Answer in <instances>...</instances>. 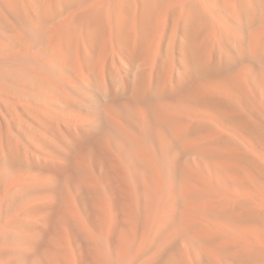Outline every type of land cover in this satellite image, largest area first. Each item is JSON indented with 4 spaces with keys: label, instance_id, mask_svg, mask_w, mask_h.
<instances>
[{
    "label": "bare ground",
    "instance_id": "obj_1",
    "mask_svg": "<svg viewBox=\"0 0 264 264\" xmlns=\"http://www.w3.org/2000/svg\"><path fill=\"white\" fill-rule=\"evenodd\" d=\"M43 1L29 0L32 2L30 12L24 8L14 20L0 13V88L10 94L0 97V103L9 108V113L1 112L6 126L1 124L0 135V258L7 256L12 264H76L73 248L65 250L61 242L58 243L61 226L46 218L44 212L54 211L64 217L72 214L74 198L68 184H75L93 169L88 168L90 165L86 166L88 169L76 167L71 160L90 147L97 151L94 165L103 167L102 179L110 183L116 205L123 209L127 195L133 191L141 196L143 207L151 206L150 223L159 224L155 230L157 235L172 232L178 224L181 231L186 229L184 218L173 210L177 197L173 190L178 177L171 161L174 157L170 159V155L176 152L178 141L181 143L188 132L195 131L192 126L201 130L200 124L194 121L205 122L210 128L224 124L239 129L247 127L249 115L239 109L243 106L246 110L254 109L259 98L255 88L258 81L250 61L264 58V36L254 47L250 38L240 34L243 24L239 23L225 28L219 25V31L218 28L212 30L213 37L200 41L198 34L202 29L192 21L196 13L187 7V16L180 21L183 38L179 46L187 69L184 74L163 79L157 61L151 60L147 68L131 71V67L132 77L129 78V68L125 69L122 57L132 55V45L136 48L133 55H136L142 39L138 41L137 35L129 36L123 31V25L118 24L115 25L118 45L115 50L120 62L113 65L112 78L116 79L108 83L100 73L90 70L94 66L87 58L85 42L77 35L80 19L75 16L76 12L70 11L52 31L44 22L49 8L59 4L70 8L80 0ZM247 6L242 2L232 4L241 15L251 10ZM212 7L223 9L218 4L209 9ZM100 10L93 7L86 12L93 15ZM33 11L35 17L31 15ZM210 23L217 26L215 20ZM242 63L246 68L241 65L237 70V65ZM86 70L91 73L87 74ZM213 78L218 82H207ZM231 95L236 96L241 105L232 102ZM191 107L197 111L191 113ZM184 109L188 110L182 116ZM10 117L16 119V130L7 121ZM256 128L254 125L251 130L254 132ZM33 140L38 143L34 149ZM122 186L129 193H124ZM104 191V186L99 184L96 192H89L92 197L95 194L101 197ZM162 196L167 204L160 212L157 205ZM37 215L40 217L32 219ZM81 230L83 236L89 237L85 246L87 255L92 258L89 252L97 251L107 262L111 252L105 238L93 235L84 227ZM97 231L100 233V229ZM53 232L57 234L55 237L50 234Z\"/></svg>",
    "mask_w": 264,
    "mask_h": 264
},
{
    "label": "rangeland",
    "instance_id": "obj_2",
    "mask_svg": "<svg viewBox=\"0 0 264 264\" xmlns=\"http://www.w3.org/2000/svg\"><path fill=\"white\" fill-rule=\"evenodd\" d=\"M47 1L49 0H45V3ZM253 1L80 0L70 8L65 4H59L56 8H49L48 18L44 22L52 31L57 28L59 21L67 17L70 11L76 12L75 16L80 19L81 24H79L77 35L85 42L86 51L89 52L87 58L91 59L94 66L90 70L100 73L108 83H112L116 79L112 78L113 65L120 62L115 50L118 47L115 40L117 39L115 25L118 24L123 25V31H126L129 36L135 38L137 35L138 41L142 39V45L140 49L138 48L139 52L136 55H133L136 48L132 45V57L130 55L129 57H122L125 69L129 68L127 74L129 78L132 77L131 67V71L139 67L147 68L151 60L157 61L160 73L158 74L163 79L170 75L177 78L187 70L184 67V59L179 46L180 40L183 38L180 21L183 22L182 18L187 16V7H191L196 13L192 21L195 26L202 29L198 34L200 41L208 39L207 37H213L212 30L218 28L219 31V25H223L225 28L232 26V24L239 25L241 23L243 27L240 34L246 36L247 39L250 38L253 45L255 43L257 46L261 36H264V0H255V4ZM241 2L245 6L248 5L247 9H251L249 10L250 13L241 15L232 8V4L236 5ZM223 3L228 5L225 6ZM30 4L32 2H29V0H17V3H10V0H0V13L8 19L14 20L19 17L20 10L23 11L24 8H27L30 12ZM216 4L223 6V9L221 11L214 7L209 9L210 6ZM93 7L101 10L89 15L86 10ZM50 12L56 14L52 15ZM31 15L35 17V11L31 12ZM56 16L57 18H55ZM208 20L210 22L215 20L217 26L212 25L210 22L207 25ZM50 21L52 22L50 23ZM54 32L55 30L51 35ZM201 35H203V38ZM252 60L250 62L253 64L254 74L258 81L255 88L259 98L254 109L246 110L244 106V108L240 107L239 109L249 115V126L246 125L247 127L239 129L235 125L224 124L210 128L205 122L194 121V123L200 124L202 131L197 126H192L191 129L195 131L188 132L189 137L186 135L181 143L178 141L176 143L178 151L176 150L170 155V159L174 157V161L173 159L171 161L175 165V172L178 177L173 190L174 195L177 194L173 210L175 209L174 211L181 215V219L184 218L186 229L181 231L178 224L175 229L171 230L172 232L157 235L155 230L159 224L152 226L150 223L151 206L143 207L141 196L139 194L135 195L133 191L129 193L126 187H121L124 193H129L127 200L124 201V208L121 209L119 205H116V196L111 191L110 183L102 179L103 167L96 168L94 165L97 151L93 147L83 149L82 155L79 153L76 159L71 160V163L76 167L80 165L86 168L90 165L88 168L93 169L90 174H85L75 184L71 182L68 184L74 198L72 214L69 217H64L50 210L44 212V214L46 218L61 226V233L59 231L57 236L59 237L58 243L61 242L60 245L65 250L66 247L67 249L73 248V257L76 264H116L121 263V261V264H264V83L261 84L264 80V58L256 57ZM79 61L78 63H81ZM258 63H261V65ZM81 64H84V62ZM241 65L242 68L245 67L244 63L239 64L237 70L241 68ZM86 73L91 72L86 70ZM213 79H209L207 82H218L217 79ZM7 94L10 96L8 91L0 88V97L5 98ZM229 98L237 105H241V101L236 96L231 95ZM7 108L4 103H0V135L3 132L2 125L5 124L6 126V121L2 118L1 112L9 113V108ZM189 109L191 113H195L194 110L197 111V108L191 107ZM187 110L184 109L181 115L183 116ZM7 121H10L9 124H11L13 130H16V119L10 117ZM250 124H253V126L251 127ZM254 125L258 130L253 132L251 129L254 128ZM205 126L207 127L205 128ZM31 142L33 149L37 147L36 144L38 143L35 140ZM62 161L65 160L62 159ZM99 184L102 187L104 186L106 190L104 191L106 192L104 193L105 197H103L104 195L100 197V194L95 193V196L92 197L89 191L95 190L96 192ZM166 204L167 201L162 196L157 209L162 212V208L164 210ZM124 209L128 212L125 213ZM38 217L40 216H33L32 219ZM81 219L82 222H80ZM82 227L87 231L90 230L93 235H102L105 238L108 250L111 252L110 257L112 258L109 257L108 259L110 261L102 260L101 254L97 251L89 252L93 255L92 258L87 255L85 246L89 242V237L80 233ZM99 229L100 233L97 231ZM50 234L52 237L57 235L55 232ZM5 263L12 264L9 257L2 255L0 264Z\"/></svg>",
    "mask_w": 264,
    "mask_h": 264
}]
</instances>
